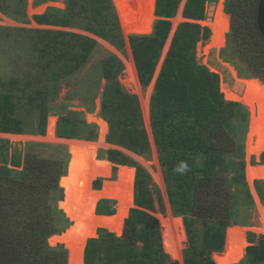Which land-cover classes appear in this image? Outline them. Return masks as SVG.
I'll use <instances>...</instances> for the list:
<instances>
[{"label": "trees", "instance_id": "trees-1", "mask_svg": "<svg viewBox=\"0 0 264 264\" xmlns=\"http://www.w3.org/2000/svg\"><path fill=\"white\" fill-rule=\"evenodd\" d=\"M50 1L58 0H36V4ZM140 1V20L129 29V38L139 81L147 87L171 32L169 19L175 16L181 0ZM210 1H187L183 17L192 22L180 24L174 35L156 83L151 109L153 135L170 205L176 216L183 217L188 237L185 264H216L213 255L224 252L227 230L250 225L255 209L245 178L248 113L241 103L225 99L219 75L197 60L198 44L209 41L211 32L196 22L207 20ZM260 2L228 0L226 11L231 15V36L239 54L264 82ZM155 9L161 19L154 26ZM53 11L58 10L48 8L45 13L34 15L33 20L39 25L71 28L75 21L86 19V31L104 40L120 41L111 0H68L64 16H53ZM228 27L229 16L225 14L221 26L211 28L212 37L205 53L224 45ZM31 32L35 34L41 76L47 75L54 84V92L38 89L27 98L28 108L39 110L38 131L44 134L48 105L58 94L59 82L85 67L97 43L76 34ZM101 68L106 81L101 114L109 125L107 142L138 155L148 154L150 144L138 101L119 83L122 64L110 57ZM18 83V80H12L9 85L0 83L1 88L10 86L6 93L0 90L1 133L25 132L24 123L16 116L18 104L12 92ZM234 87L254 88L257 100L264 102V84L260 81L238 80ZM81 129L82 134L85 130L87 134L71 136L59 130L58 135L94 140L95 127L84 123ZM106 159L114 165V173L118 166L136 168L134 203L138 208L130 211L120 237L115 234V224L81 220L82 195L69 187L68 177H63L59 167L52 165L53 161L36 157L30 149L24 152L18 146L0 141V264H68L67 250L72 264L77 260L79 235L97 232L96 238L87 241L84 264H178L165 252L162 227L150 213L155 212V196L158 195L159 201L160 198L158 191L151 189L149 175L119 151L109 150ZM20 168L22 172L17 171ZM93 187L101 190V182H94ZM257 188L264 200V183L257 182ZM57 192L59 197L53 195ZM51 198L54 205L50 204ZM105 202L108 201L100 202L98 214L114 215L113 209L102 208ZM52 210L58 215L64 213L73 223L63 236H55L64 231L53 227L58 217ZM248 241L250 245L239 264H264V235L249 233Z\"/></svg>", "mask_w": 264, "mask_h": 264}, {"label": "rangeland", "instance_id": "rangeland-1", "mask_svg": "<svg viewBox=\"0 0 264 264\" xmlns=\"http://www.w3.org/2000/svg\"><path fill=\"white\" fill-rule=\"evenodd\" d=\"M130 1L131 0H121V3H118L117 0H111V4L117 17L120 29V41L115 42L104 40L98 35L86 31L84 29V26H86L87 24L86 19L75 21L73 23V27L71 28L39 25L33 20L34 15L43 14L48 10V8L51 7L58 10L52 12L53 16H64L67 11L68 0H58L56 2L50 1L41 5H37L36 0H0V83L9 85V82H11L12 80L19 81L12 92L18 104L16 116L24 123L25 128V132L23 134H7L0 132V141L8 142L13 147L18 146L19 149L24 150V152L25 150L30 149L31 153L36 157L53 161L52 165L54 167H59V171L61 172L63 177L66 176L71 159L70 146L68 141L97 143L100 140L101 127L97 123L91 122L89 120V117L96 116V118L104 120L101 114V104L106 81L103 78L101 66L103 61L107 60L110 57L117 59L123 67V73L119 77V83L125 92L133 95L138 101L142 114L143 126L150 144V151L146 155H138L120 146L109 144L107 142V136L109 133L108 130L104 141L99 146L98 160L108 161L106 159L107 152L109 150H115L126 156L133 164L142 167L146 171V173L151 178V189L153 191H158L161 201L160 204V201L157 197L158 195L155 196V212L150 213L159 221L162 227L164 250L169 255L172 261H175L178 264H185L184 254L188 246V237L186 234L183 217L176 216L170 205L165 176L160 163V156L153 135L151 124V109L156 83L161 73L162 66L170 51L174 35L180 24L185 22H192L183 17L185 6L188 0H181L175 16L169 19L172 23L171 32L161 52V57L156 67L153 80L147 87L142 86L139 81L137 71V75L134 72V69L136 70V67L129 38V29L137 25L140 20V0H137L140 5L138 21L131 22L125 27L123 26V20L127 18L128 5ZM227 1L228 0L210 1L207 4V20L196 22L202 27L208 28L211 32L212 37V29L209 25L213 22L214 15L218 7L220 5L223 7L224 13L222 21L225 14L229 16V27L224 36V45L219 49H212L209 53H205V48L210 43L211 37L210 40L206 43L200 42L197 47V60L201 65L206 66L211 72L219 75L221 88L223 90H225V86H228V88H234L238 80H258L264 84V82L260 78L254 75L252 69L238 52L237 44L234 38H232L231 36L232 19L231 15L226 11ZM40 10L43 11L39 13L38 11ZM155 17L156 20L154 26L156 22L161 19L156 16V9ZM31 31H54L76 34L84 38L92 39L97 43V48L91 55L85 67L72 76L65 78L59 82L58 94L53 99L51 98L48 105L49 114L44 134H40L38 131V122L40 115L38 108H28L26 103L28 96L34 94V92L38 89L46 88L50 90L51 93L54 92V89L52 87L54 84L49 81L47 75L43 76L42 74L41 76L39 70L40 64L38 61V54L34 45L35 34H33ZM232 70L235 72V75H233ZM250 89L254 91V98L256 101H258L255 89ZM0 90L6 93L10 90V86L2 88L0 87ZM225 94L226 92H224V95ZM242 105L246 109L249 116L248 131L245 138L244 149V158L246 164L245 178L254 201L255 209L250 225H237L230 227H240L246 229V243L244 252L237 264H239L244 259L246 248L250 245L248 241V234L254 233L257 236L264 235V231H262L264 226V200L260 196L257 188V182L264 183V179L256 180L250 183L248 178V170L250 168L264 167V127L260 134L249 137L251 130L250 126L252 113L246 105ZM52 118L56 119V139H50L48 137L49 121ZM63 118H67V120L62 122ZM84 123L87 126L96 128L97 133L93 141L78 138L59 137V130L62 134L66 135H81V124ZM86 134V130L83 131L82 135ZM1 166L2 164H0V167ZM113 168L114 165L112 167L111 174L100 170H96L91 173L86 192L81 193L82 203L80 218L82 221L92 222L85 219V217L83 216V200L91 196V190L94 182L98 180L101 182L102 188H104V190L102 189L103 191L100 192V197L102 201H108L102 205L103 209H113L115 215L117 212L116 204H130V201L125 197L126 193L125 195H122L123 197L119 195L121 193L119 188L124 181L126 185H124L125 191V187L129 189V187L133 185V182L135 185L136 168L132 166H120L117 167L118 170L116 173H114ZM17 171L22 172L23 168H20ZM133 174L134 181L132 182L131 177L133 176ZM106 186H111V189L106 188ZM53 195L59 197L60 192L54 193ZM134 195L135 189L133 191V206H130L127 210L125 219L128 218L129 213L132 209L138 208L134 203ZM93 201H95V198L93 199ZM53 202L54 201H52L51 198L50 204H53ZM100 202L96 205V215H99L98 207ZM58 208L60 209V203L58 204ZM52 213L53 215H57L56 217H58L57 220L53 223V227L57 228L59 231H64L63 233H66L72 227L73 223L67 218L64 213L63 215H58L54 210H52ZM124 221L119 224H115V234L119 237L123 234V223H125ZM166 226H168L169 228ZM12 229L13 231L16 230L14 228ZM167 234L171 237L177 236L180 248V256L178 258H175L171 254H169L165 248V236ZM172 234L174 235L172 236ZM81 236H85V241L87 243V241L91 239L90 236L96 238L98 236V232L81 233L78 238L79 241ZM67 252L69 259V251L67 250ZM220 254L221 253H216L213 255V259L215 262V258L219 257Z\"/></svg>", "mask_w": 264, "mask_h": 264}, {"label": "bare ground", "instance_id": "bare-ground-1", "mask_svg": "<svg viewBox=\"0 0 264 264\" xmlns=\"http://www.w3.org/2000/svg\"><path fill=\"white\" fill-rule=\"evenodd\" d=\"M118 3H121V0H117ZM222 3V2H221ZM43 11H38L39 13ZM140 5L137 0H131L128 5L127 18L123 20V26L129 25L131 22H137L139 19ZM223 7L220 5L214 15V20L210 23L211 28H218L221 25L223 18ZM135 74L136 70L134 69ZM222 89V88H221ZM241 90H245L243 97H239L237 93ZM225 99L229 101L239 102L246 105L251 113V126H250V135L260 134L264 127V102L256 101L254 98V91L250 88H235L234 91H231V88L225 86ZM256 111V112H255ZM146 114V113H145ZM89 120L91 122L97 123L101 127V136L100 140L97 143L91 142H80V141H68L70 146L71 161L69 164V174L68 176V185L71 188L78 190L80 193L86 192L89 177L93 171L100 170L105 171L111 174L113 165L108 161L98 160V150L100 144L104 141L105 136L109 130L108 123L102 119L96 118V116H90ZM48 137L50 139H56V119L52 118L49 121L48 126ZM12 139V138H11ZM65 177V176H64ZM248 178L250 183L256 180L264 179V167H253L248 170ZM132 182L134 181V174L131 177ZM133 185L127 187L126 191L124 189L125 181L120 186L121 197L125 195L126 198L130 201V204H116V214L114 216H99L96 215V205L102 199L100 197V192L104 190H95L92 187L91 196L83 200V216L85 219L105 224H119L125 220L127 210L130 206H133V191H134V182ZM126 186V185H125ZM106 188L111 189V186H106ZM95 198V201L93 199ZM180 222V221H179ZM175 223V222H174ZM179 225V224H178ZM168 227V226H166ZM174 227V226H173ZM177 227V226H176ZM169 228V227H168ZM175 229V228H174ZM259 229V228H258ZM261 230V229H260ZM264 231V226L263 230ZM246 229L240 227L229 228L227 232V247L226 252L227 256H231L230 260H222L219 257H216V263L225 262L224 264H232L238 262L244 252V247L246 243ZM64 235V234H63ZM62 235V236H63ZM174 234H172L173 236ZM85 236H81L79 241L78 249V260L73 261L72 264H84V251L86 247ZM63 245V244H62ZM165 248L169 254L173 257L178 258L179 253V242L177 236H165Z\"/></svg>", "mask_w": 264, "mask_h": 264}, {"label": "water", "instance_id": "water-1", "mask_svg": "<svg viewBox=\"0 0 264 264\" xmlns=\"http://www.w3.org/2000/svg\"><path fill=\"white\" fill-rule=\"evenodd\" d=\"M258 20H259V26H260V29H261V32L264 34V0H261V2H260V7H259V17H258ZM231 91H234V88H231ZM244 93H245V90H241L239 93H237V95H239V97L241 98V97H243V95H244ZM71 159H72V157H71ZM71 159H70V161H71ZM70 164V163H69ZM118 167H120V166H118ZM69 174V167H68V171H67V174H66V176ZM65 198H66V196H65V194H64V199H63V201L65 200ZM62 201V202H63ZM126 220V219H125ZM125 222V221H124ZM228 232V231H227ZM63 234H65V233H63ZM62 234V235H63ZM62 235H60V236H62ZM226 247H227V240H226ZM226 247H225V250H224V252L223 253H221L220 254V256H219V258H221L222 260H227L228 261V259L230 260V257L231 256H227V252H226ZM239 262V261H238ZM238 262H234V263H232V264H237ZM225 262H220L219 264H224ZM68 264H69V259H68Z\"/></svg>", "mask_w": 264, "mask_h": 264}, {"label": "crops", "instance_id": "crops-1", "mask_svg": "<svg viewBox=\"0 0 264 264\" xmlns=\"http://www.w3.org/2000/svg\"><path fill=\"white\" fill-rule=\"evenodd\" d=\"M92 236H94V235H92ZM92 236H90V237H91V239L93 238Z\"/></svg>", "mask_w": 264, "mask_h": 264}]
</instances>
